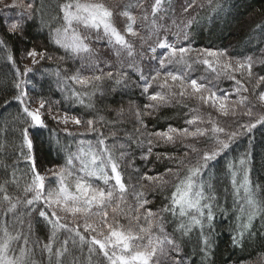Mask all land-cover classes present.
Returning <instances> with one entry per match:
<instances>
[{"label": "trees", "instance_id": "trees-1", "mask_svg": "<svg viewBox=\"0 0 264 264\" xmlns=\"http://www.w3.org/2000/svg\"><path fill=\"white\" fill-rule=\"evenodd\" d=\"M23 2L34 3V16L31 19L25 18L27 23L23 34L20 32L11 34L7 31L9 21L19 19L22 9L11 8L0 11V42H2L0 43V185H4L7 193L16 198L23 196V188L31 180V166L21 156L22 130L27 127L23 120L28 119L30 122V118L26 117L20 102L13 99L17 92L15 83L18 79H22L24 81L22 87L27 92L26 105L30 107L38 103L40 98L46 101L45 109H42V118L47 127L38 130L29 129L34 143L32 155L42 174L48 173L49 168L63 165L68 152H75L81 140L95 144L99 134L92 132L80 136L79 133L85 131L83 126H80L77 131L70 128H66L68 130L66 131L47 116L49 108L51 113H68L69 116L74 115L83 121L88 119L100 121L103 117V121L97 124V128L104 132L107 137L106 143L110 148L115 145L114 156L119 161L125 181L129 184L128 202L135 204L134 191H140V186L143 184L145 198L149 201L145 208L158 212L168 204L169 200L166 197H171L174 191L173 184L165 186L162 191L154 188L147 180H141L140 177L144 174L163 175L167 169L177 167L163 156L158 159L157 153L178 155L187 149L179 143L161 145L153 148V154L147 160L142 159L148 145L145 143L140 146L138 142L143 138L141 133L145 131V126L147 132L167 130L169 126L183 129L188 127L185 120L193 114L190 113V108L196 107L201 108L205 118L210 113L213 119L221 121L226 128L233 125V118L219 116L211 107H203L195 100H188L187 107L176 103L161 107L152 115L143 116V125L139 124L134 111L136 109L141 112L151 111L144 107L151 101L143 92L142 85L145 81L134 70L140 69L143 75L150 79L157 68V60L149 58L152 54L148 52V49H150L149 44L154 46L156 38L152 37L141 49L135 44L140 39L129 37V41L134 43L137 52L134 58L136 68H130L126 63L113 62L112 58L105 54L107 50L110 51L108 40L104 38L96 40L91 37L88 43L94 49L95 58L98 60L96 62L100 64L94 67L90 62L67 57L64 49L57 46L51 39L50 28L60 25V5L65 0H23ZM188 2L190 0L182 2L164 0L162 5L164 15L176 9L181 10V14L189 13L193 9L197 12L193 23L186 29L187 39L178 35V29L173 25L168 26L169 31L162 34L161 39L177 45L181 43L193 49L223 51L233 59L242 60L248 56L254 59L264 57V0H211V3L209 0H197L193 8L184 12L183 9ZM136 3L134 8L138 11L132 14L136 15L138 20L134 27L142 35H146L139 17L146 11L150 10L151 13L154 0H136ZM119 24V20H116L115 25L120 30L121 24L120 26ZM101 33L102 31L99 34ZM30 49L44 52L46 56L33 65L30 68L31 71L20 77L17 69L20 73L25 72L24 56ZM166 53L167 49L157 48V56ZM192 54L196 56L195 51ZM145 56V60L150 64L143 67L137 62L139 58ZM194 56L192 57L195 58ZM61 57L65 58L60 59ZM101 69L105 72L111 70L114 74L122 72L124 75H114L111 79L105 76L101 81L93 82L88 87L76 84L70 79V76L77 71L87 76L99 74ZM253 72L257 76L264 75V65L255 64ZM117 79H121L122 83L117 84ZM214 82L219 89L230 94L229 100L238 99L237 94H232L236 87L233 80L223 75L216 78L214 73ZM244 83L249 88V93H243V95L249 96L252 103L257 105L256 111H264L259 107L256 97L251 95L252 84H249L247 79ZM154 90L150 88L149 92ZM259 90L261 89L257 91ZM73 93H77L78 96H73ZM6 100L9 101L7 105L4 103ZM81 100L83 103L80 102ZM119 109H124L122 116L117 115ZM129 109L132 111L130 112ZM186 113L189 115L186 116ZM236 119L246 121L248 118L238 116ZM138 128L140 132H137ZM69 131L74 135H69ZM112 133L116 135L113 136ZM201 140L203 141V138ZM121 143L124 144V148L120 147ZM23 151L27 153V148L24 147ZM121 152H126L127 155L121 158ZM245 155L248 157V162L244 168L247 169L250 186L257 199L264 203V126L258 125L252 133L233 144L227 154L219 157L200 177L205 186L206 195L215 197L210 201L213 208L211 227L205 220L203 229L200 226H194L191 232L184 235L179 230L181 217L178 215L173 217L171 213H161L164 217L165 232L180 246L181 252L178 259L182 261V264H264V212H257L250 222V227L243 228L244 224L249 223L250 210L240 198L234 195L232 172L228 168L229 162L235 161L237 178L241 179L243 169L239 166V159ZM168 178L174 181L172 175ZM92 182L103 187L100 180L93 178ZM46 185L48 188H55L56 179L52 176L47 178ZM242 204L243 210H241ZM6 207V204H0V227L7 222L9 231L13 234L22 230L23 234L29 238L28 248L31 249L33 245H36L32 264H49L48 253L41 251L51 235V226L48 222L39 216L38 211H33L30 216L23 215L25 211L23 204L19 207L21 215L13 219L12 213L5 216L4 208ZM36 207L43 208L44 205L38 204ZM183 220L186 224L190 223L187 217ZM19 221H23L22 225ZM121 223L126 224L127 221L121 218ZM60 231L53 245L54 248L61 247L63 241L69 236V233H65L64 230ZM241 231L244 232V237L240 246H236L233 244V238H239ZM205 239L208 241L207 249L204 245ZM16 243L23 245L24 240L21 239ZM15 246L16 244L13 245ZM68 247L72 255L64 257V264H71L73 256L77 264H101V262L108 264L102 255L93 254L90 258L87 246L81 251L79 245L73 247L69 240ZM172 256L176 254L173 252ZM52 264H56L55 256L52 257ZM161 264H174V261L162 257Z\"/></svg>", "mask_w": 264, "mask_h": 264}, {"label": "snow or ice", "instance_id": "snow-or-ice-1", "mask_svg": "<svg viewBox=\"0 0 264 264\" xmlns=\"http://www.w3.org/2000/svg\"><path fill=\"white\" fill-rule=\"evenodd\" d=\"M164 0H154L151 8V17L145 12L139 17L146 30V35H142L136 30L134 25L138 17L131 12L121 13L127 18L126 33L132 37H138L141 41L140 47L155 37L154 46L149 44L152 55L151 60H157L159 68L151 74L150 79L141 72V79L144 80L143 92L147 94V99L151 103L146 104L145 109L151 111L141 112L139 109L134 111L137 122L143 125V116H150L161 107L176 103L188 106L186 101L195 100L203 107H211L219 116L233 118V125L223 126L218 119H213L211 114L205 115L200 107L190 108V118L185 120L188 127L178 129L169 126L167 130L141 133L143 137L138 143L143 146L148 145L147 152L143 153L142 159L147 160L153 154V148L161 145L181 144L187 150L182 154L172 155L169 153H157L159 159L163 156L177 165L175 169L169 168L163 175L149 176L144 174L141 180H147L154 188L164 190L165 186L173 184L174 191L171 197L162 209L153 212L145 208L149 201L145 198L143 191L144 185L141 184L140 191H134L135 204L127 200L129 184L125 181L124 174L120 170L119 161L115 158L113 148L106 143L107 137L104 132L97 128V124L103 121L82 119L65 113L62 119H57V123L68 124L71 122L77 127L83 126L85 133L98 132V138L95 144L81 140L76 151H69L63 165H57L48 169V173L56 179V187L48 188L46 185L47 174H42L32 155L34 149L33 139L29 129L46 128L47 124L42 118V109H45L46 101L40 98L39 106L32 109L25 104L27 92L23 89L24 81L18 79L15 83L17 89L13 99L19 101L23 106V112L28 119L23 123L27 125L22 130L21 156L31 166V180L23 188V196L13 198L7 193L6 187L0 185V204H6L4 208L5 216L12 213L13 219L18 215L19 207L24 205L23 215H31L33 211H38L39 216L51 226L52 232L48 242L41 249L47 252L49 264H52V257L55 256L56 264H64V257L72 255L68 247L69 240L73 247L79 245L81 251L85 246L89 257L93 254L102 255L106 258L108 264H161V258L167 257L174 261V264H182L178 259L181 249L175 239L165 232L163 226L164 217L161 213H171L173 217H181L179 230L187 235L194 226L204 227L205 220L211 227L213 220V208L211 200L215 197L208 196L205 193V186L200 180L202 173L207 170L222 155H226L228 150L239 139L253 132L258 125L264 126V111H256L257 105L252 103L249 96L243 93H249V88L245 85L247 79L252 84L251 95L255 96L259 102V107L264 109V75H255L253 67L255 64L264 65V57L254 59L251 56L244 59H233L223 51L210 49H193L190 46L176 47L166 39H161L162 34L169 31L165 23L166 20L162 10ZM4 0H0L3 4ZM197 3V0H190L183 11L188 12ZM211 3V0H209ZM20 8V18L15 21H9L7 31L11 34L20 32L23 34L27 19L34 16V3H24L23 0H13L11 4H4V9ZM2 11V9H0ZM61 21L58 27L50 28L52 41L64 49L66 56L73 59H80L84 62L93 61L95 58L94 49L88 41L93 32L97 33V40L100 39L99 33L108 38L110 45L113 46L114 54L124 60L127 57V66L136 68L135 56L137 55L135 45L132 41L126 39L113 23V11L109 9L103 0H65L60 5ZM173 26L178 29V35L187 39V28L193 23L192 19H181L172 21ZM2 43V42H0ZM157 48L167 49L166 54L156 55ZM196 52L195 58L192 53ZM40 56L44 59L46 53L37 52L35 49L27 51V57L35 58ZM51 59V57H47ZM61 57L60 59H64ZM209 58H214L210 60ZM11 59V57H10ZM37 61L33 59V64ZM203 64L211 72L215 73L216 78L226 76L234 81L236 87L234 93L238 99L229 100L228 93L218 94L213 87L206 84L207 78L201 76L192 78L188 70L192 65ZM170 65H180L185 71L166 70ZM139 71V69H136ZM31 69H26L18 76L22 77ZM122 76V72L113 73L109 70L105 72L100 70L99 74L84 75L77 71L70 76V79L81 86L88 87L93 82L101 81L105 76L109 79L113 76ZM239 76V78H237ZM254 81V83H253ZM117 84L122 83L121 79L116 80ZM153 84L158 85L159 91L149 92ZM258 89H261L257 91ZM73 96H78L73 93ZM83 103V101H80ZM7 105L9 101H4ZM51 115V109L47 110ZM131 112L132 109H129ZM124 109L117 111L118 116H122ZM189 115L188 113L185 114ZM247 117L246 121L237 120L236 117ZM203 125V126H201ZM66 131H68L66 129ZM141 130L138 128L137 132ZM69 135H74L71 131ZM113 136L116 133H112ZM203 138V141L201 140ZM27 148V153L23 148ZM121 148L124 144L121 143ZM126 152H121V158L126 156ZM248 162L247 155L239 159V166L243 169V177L237 178L236 162H229L228 168L232 172V183L234 195L240 198L250 210L249 223L243 225L244 229L250 227V222L257 212H264V203L259 201L250 186L247 169L244 165ZM183 172V175L181 173ZM174 177L173 180L168 178ZM102 181L103 187L96 185L92 180ZM131 179V177H129ZM15 182V181H14ZM210 187V186H209ZM242 194V195H241ZM43 204V208H37L36 205ZM243 210V204L241 205ZM187 217L190 223H184L183 218ZM121 218L127 221L121 223ZM22 225L23 221H19ZM31 227V225H29ZM82 229V231H81ZM64 230L69 233L68 238L63 241V245L54 248L53 245L57 238V233ZM244 237L241 231L239 238H233V244L240 246ZM23 239L24 244L16 242ZM16 244L15 247L13 245ZM29 238L24 235L22 230L15 234L9 231L7 222L0 227V264H32V255L36 245L28 248ZM205 249L208 247L207 239L204 240ZM176 256H172V253ZM71 264H77L73 256ZM103 264V262H101Z\"/></svg>", "mask_w": 264, "mask_h": 264}, {"label": "rangeland", "instance_id": "rangeland-1", "mask_svg": "<svg viewBox=\"0 0 264 264\" xmlns=\"http://www.w3.org/2000/svg\"><path fill=\"white\" fill-rule=\"evenodd\" d=\"M182 1L183 0H180V2H182ZM12 2H13V0H4V3L3 4H0V9H4V4H11ZM103 2L105 3V5L107 7H109L110 10L113 11V19H114L113 20V23L115 24L116 20L117 21L119 20V22L121 24V28L119 30V28L117 27V29L123 35H125L126 39L129 40V37H131V36L128 35L126 33V31H125L128 21H127V18L124 15H122L121 13H123L125 11L131 12V13H133L135 11L137 13L138 10L136 8H134V6L137 4L136 3V0H103ZM134 3H136V4H134ZM193 10L190 11L189 13H186V14H181V10H177V9L174 12H168V14L166 13L167 19L166 20H161V23H165L167 25V27H168L169 25H173L172 21L174 19L177 20V22L180 21L181 19H184L185 21L187 19H192L193 20V18L196 16V13H197L196 11H193ZM147 13L148 14H151L150 13V10ZM149 19H152L151 15H149ZM120 24H119V26H120ZM180 36H182V35H180ZM91 37L92 38H96L97 37V33L95 34V32H93V35L91 34ZM100 38H104V39L108 40V38L103 35V32L101 33ZM136 39H138V37H136ZM96 40H97V38H96ZM99 40H101V39H99ZM135 44H136V47H139L140 44H141V41L137 40V43H135ZM172 44H174L177 47L184 46L181 43L177 45V44H175L173 42ZM108 46H110V51L107 50L105 52V54L107 56H110L112 58V61L113 62H118V63L120 62L122 64L126 63V61H127L128 58L125 57L124 60H121L120 58H118L114 54L113 46L110 45L109 40H108ZM148 52L151 53L150 49H148ZM191 55L194 56V54H191ZM33 59H35L37 61L36 63H39L40 60H41L40 56H36L35 58L27 57V54L24 56V63H23V65H24L25 69H30V68H32L33 65L36 64V63L33 64ZM145 59H146V56L145 57H142V58H139L137 63L140 64V65H142V66L143 65H147L148 63L150 64V62H147ZM96 61H98L96 58H94L93 61H90L91 66H94L95 67V66L100 65ZM158 68H159V64H158V61H157V68L156 69H158ZM166 70L185 71V68L183 66H180V65H170V66H168V69H165V71ZM188 71H189L190 76L192 78H199L201 76L206 77L207 79L205 81H203V82H205L206 84H209V86L213 87V89L216 90L218 92V94H221V95L226 94L225 91L222 90L221 88L219 89L218 85L214 82V73L211 72L210 69L206 68L202 63L201 64L194 63L192 65V69L191 70H188ZM134 72H137V73L140 74L142 71L139 69V71L134 70ZM145 77H146V75H145ZM152 88L155 89L154 91H159L158 85H154L153 84ZM230 101H233V100H230ZM38 106H39V103H36L34 105H30V107L32 109H35ZM41 112H43V110H41ZM47 116L50 117L52 120H54V121L57 122V120L56 119H53L52 116H56L57 119H62L63 116H64V114L54 112V113H51V115H50L49 112H48L47 113ZM59 124H60L61 127L65 128V129L66 128H70L71 130H76V131L79 130V127H77L76 125H73L71 122H69L66 125L63 124V123H59ZM46 174H47V177L48 178L51 177V173H46ZM81 231H82V229H81ZM51 232H52V229H51ZM65 233H68V232L65 231Z\"/></svg>", "mask_w": 264, "mask_h": 264}]
</instances>
